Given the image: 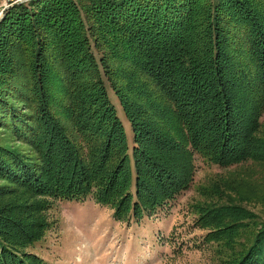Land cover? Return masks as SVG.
<instances>
[{
    "label": "trees",
    "instance_id": "trees-1",
    "mask_svg": "<svg viewBox=\"0 0 264 264\" xmlns=\"http://www.w3.org/2000/svg\"><path fill=\"white\" fill-rule=\"evenodd\" d=\"M263 113L264 0L12 3L0 17V264H46L27 248L48 228V198H89L129 223L190 187L195 155L264 162ZM194 211L208 240L233 248L221 264H264V219L232 201Z\"/></svg>",
    "mask_w": 264,
    "mask_h": 264
},
{
    "label": "rangeland",
    "instance_id": "rangeland-1",
    "mask_svg": "<svg viewBox=\"0 0 264 264\" xmlns=\"http://www.w3.org/2000/svg\"><path fill=\"white\" fill-rule=\"evenodd\" d=\"M18 1L21 0H0V16ZM93 50L100 58L102 49L93 46ZM118 61L111 59V64L118 65ZM106 87L130 145V124L109 80H106ZM194 157L195 169L190 187L183 190L170 205L143 216L139 221L127 223L116 220L110 207L99 205L89 198L84 201L48 198V208L39 210L48 228L27 251L46 264H221L226 245L223 249L215 240L207 239L211 229L197 224L194 205L232 201L263 220L264 162L248 161L221 167L199 155ZM223 182L227 186L222 195L215 192L212 185L216 188L217 183ZM5 183L0 177V186ZM252 228L253 225L250 230ZM250 230L242 232L236 241L240 243L246 239V242ZM237 246H233L234 250ZM225 251L229 254L233 248Z\"/></svg>",
    "mask_w": 264,
    "mask_h": 264
},
{
    "label": "built area",
    "instance_id": "built-area-1",
    "mask_svg": "<svg viewBox=\"0 0 264 264\" xmlns=\"http://www.w3.org/2000/svg\"><path fill=\"white\" fill-rule=\"evenodd\" d=\"M0 14H1V12H0ZM1 16H2V15H1ZM1 16H0V17H1Z\"/></svg>",
    "mask_w": 264,
    "mask_h": 264
}]
</instances>
